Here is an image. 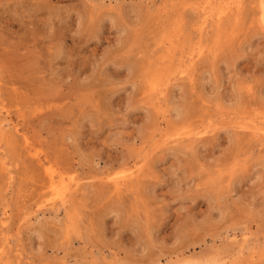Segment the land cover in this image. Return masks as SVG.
<instances>
[{
  "label": "rangeland",
  "instance_id": "obj_1",
  "mask_svg": "<svg viewBox=\"0 0 264 264\" xmlns=\"http://www.w3.org/2000/svg\"><path fill=\"white\" fill-rule=\"evenodd\" d=\"M263 247L264 0H0V264Z\"/></svg>",
  "mask_w": 264,
  "mask_h": 264
},
{
  "label": "bare ground",
  "instance_id": "obj_2",
  "mask_svg": "<svg viewBox=\"0 0 264 264\" xmlns=\"http://www.w3.org/2000/svg\"><path fill=\"white\" fill-rule=\"evenodd\" d=\"M234 3V2H233ZM225 7H226V5H225ZM227 8V7H226ZM232 8V7H231ZM222 9V8H221ZM203 10V9H202ZM219 10V9H218ZM223 10V9H222ZM229 11V10H228ZM225 15V14H224ZM219 16V15H218ZM217 16V17H218ZM221 19V18H220ZM222 20V19H221ZM201 134V133H200ZM186 135V134H185ZM192 135V134H191ZM190 138H192L191 136H190ZM185 140V139H184ZM236 240V239H235ZM247 241V240H246ZM243 246V245H242ZM264 248V247H263ZM219 253V252H218ZM3 260V259H2ZM228 261V260H227ZM221 263V262H220ZM179 264H219L218 263V261L217 260H206V261H195V260H188L187 259V261H183V262H181V263H179Z\"/></svg>",
  "mask_w": 264,
  "mask_h": 264
}]
</instances>
